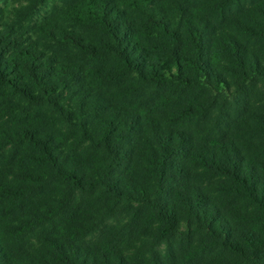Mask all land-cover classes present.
Returning <instances> with one entry per match:
<instances>
[{
  "label": "trees",
  "instance_id": "16d2710c",
  "mask_svg": "<svg viewBox=\"0 0 264 264\" xmlns=\"http://www.w3.org/2000/svg\"><path fill=\"white\" fill-rule=\"evenodd\" d=\"M0 264H264V0H0Z\"/></svg>",
  "mask_w": 264,
  "mask_h": 264
}]
</instances>
